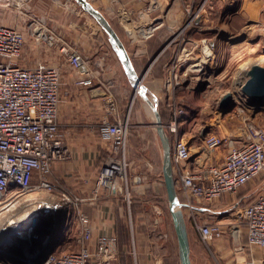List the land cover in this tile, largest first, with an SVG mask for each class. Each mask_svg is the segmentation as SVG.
I'll use <instances>...</instances> for the list:
<instances>
[{"label":"rangeland","instance_id":"374dc122","mask_svg":"<svg viewBox=\"0 0 264 264\" xmlns=\"http://www.w3.org/2000/svg\"><path fill=\"white\" fill-rule=\"evenodd\" d=\"M90 1L116 28H121L123 32L126 29L131 33L129 27L135 25V22L143 25L148 21L158 26L150 36L154 42L151 54L166 43L158 56L159 60L163 59L162 63L157 61L155 63H161L158 64L156 71H160V75H163L151 76V71L148 75L145 72L143 83L148 82L157 92L160 99L158 108L165 118V126L172 119L174 107L178 105V109H182L177 114L175 122V135L178 138L198 135L201 125L207 122L214 123L212 129L215 134L220 135L216 127L218 123L231 128L243 122L246 125L250 121L263 120L264 107L248 105L246 97L241 93V86L247 79L246 72L251 65L264 66V0H191L189 5L178 0H152L150 4L137 0ZM248 1L250 5L245 8L244 3ZM58 5L65 8L64 14L59 13L56 8ZM75 5L73 0H0V23L19 29L24 35L23 46L28 47L36 39L40 41L45 36V40L42 41L48 42L51 40L50 36L57 35L56 24L61 21L66 23L64 16L69 13V9H74ZM87 17L92 21L89 16ZM76 21L82 23L86 22V19L81 17ZM53 25L55 28L52 27ZM140 37L142 33L137 34V38ZM62 38L68 43L66 38ZM193 44L194 46L189 50L192 53L193 49V54L197 53L198 60H204L203 65L197 74L183 75L181 71L184 72V69L178 68V62L183 57H189L184 55L189 53L184 49H188L185 46L190 48ZM20 59L18 63L24 65H33L35 61L34 59L27 61L23 56L22 62ZM45 63L55 65L50 62ZM166 63L169 64L167 76L164 75ZM189 64L190 61L186 66L188 67ZM128 89L131 90V88ZM226 92L232 93L235 106L224 113L219 106V101ZM142 105L145 111H142ZM138 111L142 112L137 113ZM115 120L127 125L122 152L115 155V158L120 160L122 165L124 164V172L122 177L114 174L110 180L108 179L110 184L102 183L95 193L96 179L93 192L99 194L101 190H114L118 200L122 201L124 205L122 219L128 231L131 230L133 234L130 248L135 250L133 257L136 259L138 244L149 251H161L168 246L166 232H171L173 237L175 235L165 201L161 173V147L150 125V111L138 96H134L130 102L127 96V99H124L122 112ZM166 130L172 147L175 135L167 128ZM222 148L226 149L225 146L217 149ZM217 149L215 151H218ZM108 156H113L111 149L102 158L99 157V164L102 165ZM101 165L97 178L101 172ZM261 179L264 180L263 173L245 184L237 193L228 195L229 201L222 200L229 207L224 212L213 215L212 220L223 224L228 232L232 230V226L242 227L239 212L246 203L251 201L252 196H255L257 184ZM247 189L249 192L252 191V194L246 198L247 201L232 204L233 197L245 193ZM26 196L29 200L18 204L12 212L0 215V224L6 219L19 218L24 212L36 208L40 202L48 203L57 208L59 219L65 220L62 240L60 246L58 245L59 248H56L57 252L73 248L71 239L66 237L69 234L76 235V223L73 225L70 221L72 208L67 202V199L73 198L70 188L62 182L52 183L50 190H28ZM221 197L210 203L220 201L218 202L220 204ZM78 202L80 203V200ZM119 206H121L120 201ZM184 215L188 235L195 239L193 234L196 235L197 232L192 225L194 218L202 222L209 219L188 214L187 210ZM254 249L264 257V247Z\"/></svg>","mask_w":264,"mask_h":264},{"label":"crops","instance_id":"0c3cea01","mask_svg":"<svg viewBox=\"0 0 264 264\" xmlns=\"http://www.w3.org/2000/svg\"><path fill=\"white\" fill-rule=\"evenodd\" d=\"M151 1L143 0L142 2H149L150 4ZM178 1L186 2L187 5L191 2V0ZM249 3L250 1L244 3L245 8L250 5ZM252 4L254 5L255 3L252 1ZM56 8L59 10V13L64 14L65 8L60 5L58 7L56 6ZM70 15H72V18H70ZM87 16L89 15L83 12L76 4L74 9H69V13L65 14L64 19L67 22L61 21L56 24L57 35L53 34L54 37L50 36L51 40L48 42L42 41L45 40V36L40 40L42 42L36 39L35 42L32 41L28 47L23 46L22 49L20 62H22V56L27 61L34 59L33 65L38 62H50L58 66L61 72V85L59 87L60 101L58 106V137L64 143L65 157L53 163L49 180L52 183L62 182L66 184L70 188L73 197L80 199V203L78 202L79 204L77 206H71L70 221L73 222V225L76 223L75 216L77 209L83 211L89 217L92 237L88 241V246L92 252L95 251V243L98 235L115 233L117 236V256L110 264H179L176 237H173V234L171 232L169 233V231L165 235L166 240H168L166 249L149 251L146 248H142L139 244L137 247L134 245L137 248L136 253H138V258L135 259L133 257L135 250L130 248V241L131 237L133 238V234H131V230L128 231L126 225H124L125 221L122 219L124 214L122 201L118 200V195L114 190H101L99 194H94L93 192V184L97 179L101 165L99 164V157L102 158L110 150L109 142L101 140L98 135V125L104 120L110 121L114 119L113 121H119L115 119L122 112L124 99H127L128 96L129 102L132 101L133 94L132 90L128 89L131 87L105 34L95 21L89 16L92 19L91 21ZM81 17H84L86 22L78 23L76 21L77 18ZM134 24L129 27L131 33L126 29L123 32L120 30V27L118 29L112 25L130 54L136 71L139 74H145L147 72V75L151 71V76H162L163 74L160 75V71H156L163 61V59L159 60L160 57L158 56L160 53L155 59L153 58L166 43L162 44L151 54L154 49V42L150 36L158 26L148 21L145 22L146 25L137 22ZM148 25H153L154 29L151 32L143 33L142 37L137 38V34L141 33L140 30L147 28ZM52 27L55 28L54 25ZM60 33L62 34L61 37ZM62 37L66 38L68 43ZM37 38H39L38 35ZM210 44L212 45V43ZM193 46L194 44L190 48L185 46L188 49L183 48L189 51V53L184 54L189 57H183L178 62V68L184 69V72L181 71L183 75L190 73L197 74L203 65L204 60H198L196 57L197 53L193 54V49L192 53L190 52L189 49ZM69 53L79 55L81 58V64L79 66L74 65L68 60ZM156 61L161 63H158L159 65L155 64ZM188 61H190V64L187 67L186 64ZM168 63L164 67L165 76H167L166 72L170 64ZM21 65L24 64L21 63ZM24 66H32V64H25ZM84 80L89 81L84 82ZM144 84L152 93L157 95V92L153 90L148 82H144ZM142 111H145L143 105ZM142 111H138L137 113ZM214 125L212 122L202 124L198 135L184 138L189 143L190 157L180 163L181 170L188 169L197 172L210 161L218 162L223 159L226 153L225 148L217 149L218 151L215 152H209L203 147V138L209 132L214 133L212 129ZM216 127L219 129L220 135L229 137L235 143H239L245 137L246 126L244 122L233 125L231 128H227L226 125L224 126L220 123ZM204 128H207L208 131L201 137V131ZM152 130L155 135L154 137L157 138L153 127ZM177 172L178 169L175 167L174 175ZM263 184L264 180H259L256 194L252 196L251 201L261 193ZM178 192L180 200L184 202V197H182L179 188ZM249 194H252V191L249 192L247 189L245 193L235 195L232 204L247 201L246 198ZM228 195L230 194L222 195L220 204L218 203L220 201L210 203L200 199H192L191 207L185 204L184 213L187 210L188 214H195L200 216V218L209 219L203 222H216L212 220L213 215L224 212L229 207L224 203V201H229L230 197ZM119 201L121 206H119ZM194 220L202 222L196 218ZM194 220L192 221V225ZM221 225L224 228L222 237L209 242H203L201 240L198 231L193 225L197 234H193L195 239L189 236L192 264H264V257L256 252L255 247L250 248L248 246L243 225L238 228L232 226V230L229 232L223 224ZM122 226L126 229L124 239L122 238L123 233L121 232ZM66 237L67 239H71L73 245V248L70 250H76L78 246L76 243V235L69 234ZM238 239L239 241H237Z\"/></svg>","mask_w":264,"mask_h":264},{"label":"built area","instance_id":"2783aa9c","mask_svg":"<svg viewBox=\"0 0 264 264\" xmlns=\"http://www.w3.org/2000/svg\"><path fill=\"white\" fill-rule=\"evenodd\" d=\"M23 44L24 35L19 29L0 23V215L12 212L18 204L29 200L23 199L28 190H50L52 182L48 175L52 165L65 157L64 143L58 137L60 69L45 62L32 66L19 64ZM68 60L76 66L81 64V58L75 53H69ZM174 108L165 128L175 135L177 114L182 109H178V105ZM245 126V137L239 143L207 133L203 147L213 152L225 146L226 153L221 161H210L197 172L181 170L180 163L190 157V147L184 137L174 136L172 162L173 170L178 169L174 177L187 206L191 207L192 199L210 202L224 194L236 193L259 174H264V118L247 122ZM126 131L127 125L120 121L104 120L98 125V135L109 142L113 156H108L102 165L95 193L102 183L110 184L108 181L119 173L115 165L121 162L115 155L122 152ZM79 200L67 199V205L77 206ZM48 206L45 211L57 212L56 207ZM239 217L248 246L263 248L264 184L261 193L241 208ZM10 219L0 224V244L12 239V234L7 236ZM75 221L77 249L54 252L44 264H110L117 256L114 233L98 235L92 252L88 246L92 237L89 217L77 209ZM193 225L203 242L219 239L224 234L218 222L194 220Z\"/></svg>","mask_w":264,"mask_h":264},{"label":"water","instance_id":"95a60500","mask_svg":"<svg viewBox=\"0 0 264 264\" xmlns=\"http://www.w3.org/2000/svg\"><path fill=\"white\" fill-rule=\"evenodd\" d=\"M73 1L103 31L123 69L131 87L133 98L138 96L139 100L150 111V125L154 128L161 147L162 182L165 189V201L176 237L179 264H192L187 222L184 215L185 203L180 200L177 192L172 162V147L158 108L159 99L143 83L144 74H139L136 71L130 54L109 19L90 0ZM164 46L153 59L162 51ZM246 76L247 79L241 86V92L246 97L247 104L257 108L264 107V66L251 65L246 72ZM219 106L224 113L229 112L235 106L231 92H226L221 97ZM207 131L208 129L204 128L201 131V137ZM64 225L65 220L59 219L58 211L55 214L48 211L42 212L39 217L32 219L26 230L14 236L11 240L1 243L0 263L44 264L60 244Z\"/></svg>","mask_w":264,"mask_h":264},{"label":"bare ground","instance_id":"6f19581e","mask_svg":"<svg viewBox=\"0 0 264 264\" xmlns=\"http://www.w3.org/2000/svg\"><path fill=\"white\" fill-rule=\"evenodd\" d=\"M153 29H154V27L152 25H148L147 28H145L143 30H140V32L142 34L143 33H148V32H151ZM123 165L121 163H119V164L117 163L115 165V167H116V170L115 171L116 172H119L117 175H121V177H122L123 172H124ZM23 199H29V197H27L25 195V197ZM48 205H50V204L46 203V205H45V203L40 202V204H38L36 206V208H33L32 210H29L27 212H24L22 215L19 216V218H15V217L14 218H11L8 221V223L11 224V226H9L10 233L7 236H9L10 234H12L10 236V239H11L14 236H16V235L20 234L21 232H23L24 230H26L29 227V225L31 224L32 219H34L35 217H39L41 215L40 212H44L46 210V208L49 207Z\"/></svg>","mask_w":264,"mask_h":264},{"label":"trees","instance_id":"16d2710c","mask_svg":"<svg viewBox=\"0 0 264 264\" xmlns=\"http://www.w3.org/2000/svg\"><path fill=\"white\" fill-rule=\"evenodd\" d=\"M116 28V27H115ZM161 117H162V121H163V123L165 122V118H164V116H163V114L161 113ZM263 176H264V174H263ZM165 190V189H164ZM177 192H178V189H177ZM178 195H179V192H178ZM179 197H180V195H179ZM70 230V229H69ZM125 227L124 226H122L121 227V232L123 233V239L125 238ZM114 235H115V233H114ZM115 237H116V240H117V236L115 235ZM60 246V245H59ZM59 246L57 247V249L59 248ZM55 252H57V250H55Z\"/></svg>","mask_w":264,"mask_h":264}]
</instances>
